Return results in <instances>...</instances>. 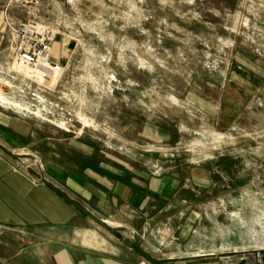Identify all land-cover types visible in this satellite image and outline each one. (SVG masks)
<instances>
[{
  "label": "rangeland",
  "instance_id": "obj_1",
  "mask_svg": "<svg viewBox=\"0 0 264 264\" xmlns=\"http://www.w3.org/2000/svg\"><path fill=\"white\" fill-rule=\"evenodd\" d=\"M14 2L18 19L52 28L66 55L56 82L23 73L31 80L30 112L15 114L30 122H14L18 154H4L20 170L39 172V181L68 192L71 178L112 188L122 171L151 178L158 175L144 173L174 165L176 171L193 161L169 159L167 151L214 150L216 140L205 131L215 118L201 103L218 101L236 86L233 72L258 81L254 74L264 69V0ZM15 99L22 103L26 94ZM246 120L226 134L220 149L258 152L254 177L263 184L264 110ZM88 163L107 175L99 177Z\"/></svg>",
  "mask_w": 264,
  "mask_h": 264
},
{
  "label": "crops",
  "instance_id": "obj_2",
  "mask_svg": "<svg viewBox=\"0 0 264 264\" xmlns=\"http://www.w3.org/2000/svg\"><path fill=\"white\" fill-rule=\"evenodd\" d=\"M17 9L14 0H0V264H264V182L254 177L259 153L220 149L247 114L264 110L258 98L264 96V69L254 74L258 81L233 72L236 86L218 101L201 103L215 118L205 133L216 146L165 152L169 159L193 160L176 166L182 171L157 168L144 174L158 177L148 178L125 170L108 174L117 185L101 189L71 178L68 192L39 181V172L20 170L4 154H18L14 122H30L15 114L30 112L31 94L29 71L14 68L13 28L25 23ZM52 32L51 57L62 64L66 51H59L60 37ZM20 93L26 101L18 104ZM86 168L107 175L94 163Z\"/></svg>",
  "mask_w": 264,
  "mask_h": 264
},
{
  "label": "built area",
  "instance_id": "obj_3",
  "mask_svg": "<svg viewBox=\"0 0 264 264\" xmlns=\"http://www.w3.org/2000/svg\"><path fill=\"white\" fill-rule=\"evenodd\" d=\"M13 37L15 61L23 67H30L32 71L30 77L38 81L39 77L48 80L60 72L63 73L62 64L51 57L53 41L51 28L27 22L13 28Z\"/></svg>",
  "mask_w": 264,
  "mask_h": 264
},
{
  "label": "bare ground",
  "instance_id": "obj_4",
  "mask_svg": "<svg viewBox=\"0 0 264 264\" xmlns=\"http://www.w3.org/2000/svg\"><path fill=\"white\" fill-rule=\"evenodd\" d=\"M15 64H16L17 67L20 68L21 70L24 69L26 72L29 71L30 75H32V71H31L30 67H23L22 65H19L16 61H15ZM60 76H61V72L58 73V74H56V75H54L53 77H51V78L48 79V80H43V77H39V75H38V77L40 78L39 81H41V82H42V81H43V82H47V81H50V80H53V79H57V78H59Z\"/></svg>",
  "mask_w": 264,
  "mask_h": 264
},
{
  "label": "water",
  "instance_id": "obj_5",
  "mask_svg": "<svg viewBox=\"0 0 264 264\" xmlns=\"http://www.w3.org/2000/svg\"><path fill=\"white\" fill-rule=\"evenodd\" d=\"M262 256H264V252L262 253ZM240 264H253L250 261H248L247 259H244L240 262Z\"/></svg>",
  "mask_w": 264,
  "mask_h": 264
}]
</instances>
